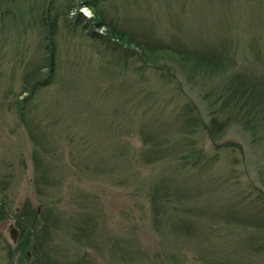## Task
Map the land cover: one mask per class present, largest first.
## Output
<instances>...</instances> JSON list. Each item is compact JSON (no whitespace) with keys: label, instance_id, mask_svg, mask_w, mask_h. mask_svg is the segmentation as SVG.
Here are the masks:
<instances>
[{"label":"rangeland","instance_id":"rangeland-1","mask_svg":"<svg viewBox=\"0 0 264 264\" xmlns=\"http://www.w3.org/2000/svg\"><path fill=\"white\" fill-rule=\"evenodd\" d=\"M9 1L0 264H264V126L215 94L238 74L264 102V0H104L90 26L73 0ZM211 59L225 70L207 76ZM33 69L50 81L27 96ZM9 220L28 258L8 249Z\"/></svg>","mask_w":264,"mask_h":264},{"label":"trees","instance_id":"trees-1","mask_svg":"<svg viewBox=\"0 0 264 264\" xmlns=\"http://www.w3.org/2000/svg\"><path fill=\"white\" fill-rule=\"evenodd\" d=\"M68 1L69 0H66L65 3ZM73 1H75L74 3H77L74 6L81 5L82 7L88 8L89 10H91V9L95 10L97 7H99V5L104 0H73ZM8 2L11 3V1H9V0H8ZM53 3H52V0H49L47 3L46 9L50 8V5ZM70 8H71V6L68 7L66 13H68ZM54 9L52 12L53 15L50 12H48V10H47V12H44V9H43L42 16L40 18H38V21L41 24H43V26L48 24L46 39H48L49 36L52 37L56 32L57 17H55L56 15H54ZM73 15L74 16H72V17L74 19H72V20L75 21V23H76L75 25L83 24L84 23L83 19H84V21H87L89 24H92V25H99V24L104 23V21H98L97 23H95L94 21L96 20V17H94V15H92L91 17H88V18L82 16L81 12H75ZM2 16H5V15H2ZM87 22H85V23H87ZM86 28H87V26H85V30H86ZM87 30L86 31L88 32L89 37L90 36L93 37V36H97V35L98 36H104L106 38L111 37L106 32H104L103 34H97L96 32L91 31L89 28H87ZM112 40H113V43L117 44L118 46L123 47L124 49H128V50L131 49V47L129 45L123 44V42L121 40H116V39H112ZM124 46H126V47H124ZM45 49H46V51L44 53V57H46V60L48 62L47 66H49L50 75L52 77V73L54 71V65H53L54 49H53L52 39L51 40L48 39L46 41ZM217 63H219L218 60H212V59L207 60V76L209 75V72L212 74L213 71L215 70V68H217L219 65H220L222 71L225 70V66L222 64V62L219 64H217ZM220 74H222V72H220ZM38 75H39V71L35 70V69L25 73L21 90L22 91L28 90L27 96H29V94H32L38 86L44 85L50 81V77L49 78L45 77L40 82V80H39L40 78L38 77ZM241 79H242L241 76L238 74L235 75L234 77H232L230 85L224 87V88H226V92L224 91V89H219L218 91L215 92V94H217L216 98L218 100L222 99V101L226 99V102L228 101V103L233 101L234 106L238 105V107H237L238 111L236 112V115H239V117L242 118V120H243L242 123H243L245 128H249L248 124H251V126L257 127V128H258V126H257L258 124L259 125L262 124L264 126V102H263L262 98L259 100V102H257L256 96L254 95V93L250 89L249 90L247 89L245 81L242 79L243 80V82H242ZM222 95H224V98H222ZM27 96L24 97L23 99L27 98ZM219 111H220V108H219L218 112ZM213 121H214V119H213ZM262 137L264 138L263 133H262ZM189 154H194V156H196V153L193 150H189ZM32 212L35 214L36 210H34ZM20 221H21L20 217H18L17 222H20ZM18 226H19V224H18ZM23 236L24 235H22V230H21V237L19 239V243H18V246L16 248V250H19L21 252L24 251V249L27 247V244H28V242H26V241L24 242ZM24 258H26L25 254H24Z\"/></svg>","mask_w":264,"mask_h":264},{"label":"water","instance_id":"water-1","mask_svg":"<svg viewBox=\"0 0 264 264\" xmlns=\"http://www.w3.org/2000/svg\"><path fill=\"white\" fill-rule=\"evenodd\" d=\"M3 231L6 234V239L8 243L12 247H15L18 242L20 231L14 224V220H9L8 222H6V224L4 225ZM26 254L28 255V253Z\"/></svg>","mask_w":264,"mask_h":264},{"label":"clouds","instance_id":"clouds-1","mask_svg":"<svg viewBox=\"0 0 264 264\" xmlns=\"http://www.w3.org/2000/svg\"><path fill=\"white\" fill-rule=\"evenodd\" d=\"M81 11H86L85 9H82ZM89 15H90V13H89Z\"/></svg>","mask_w":264,"mask_h":264}]
</instances>
